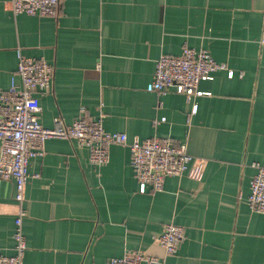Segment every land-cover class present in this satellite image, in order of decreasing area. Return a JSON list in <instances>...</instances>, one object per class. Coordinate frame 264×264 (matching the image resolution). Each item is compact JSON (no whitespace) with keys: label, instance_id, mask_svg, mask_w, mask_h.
Instances as JSON below:
<instances>
[{"label":"crops","instance_id":"0c3cea01","mask_svg":"<svg viewBox=\"0 0 264 264\" xmlns=\"http://www.w3.org/2000/svg\"><path fill=\"white\" fill-rule=\"evenodd\" d=\"M10 1L0 0V93L20 50L55 69L39 96L44 127L101 119L109 133L168 139L193 157L183 177L143 194L127 146L96 168L76 141H48L29 168L39 178L27 188L24 264H110L128 251L166 264H264V214L248 205L254 165L264 166V0H63L57 19L17 16ZM186 46L234 77L203 81L206 95L191 102L155 93L157 61ZM15 196L0 180V258L15 254ZM171 223L186 238L167 256L157 237Z\"/></svg>","mask_w":264,"mask_h":264},{"label":"built area","instance_id":"2783aa9c","mask_svg":"<svg viewBox=\"0 0 264 264\" xmlns=\"http://www.w3.org/2000/svg\"><path fill=\"white\" fill-rule=\"evenodd\" d=\"M63 0H11L15 15L57 19ZM261 43L264 45V32ZM18 70L8 91L0 93V180L13 181L15 196V254L1 257L0 264H24L28 250L24 222L28 216L27 188L32 178L31 161L45 155L46 144L52 139L73 140L89 151L90 164L102 168L110 162V148L127 146L140 192L148 189L161 192L169 177H183L190 169L193 157L187 145L176 146L171 140L153 139L129 141L124 133H109L101 119L80 117L67 125L55 119L52 128H46L39 118V96L46 94L53 83L55 69L42 59H30L18 50ZM234 72L226 65L218 64L207 50L184 47L180 57L164 55L156 64L153 91L160 95L175 92L189 102L206 94L199 91L203 81H212L217 73ZM197 106L192 109V115ZM256 175L251 182L248 205L252 211L264 214V166L255 164ZM186 238L185 228L176 224L165 225L157 242L167 256L178 253ZM110 264H166L143 251H128L123 257L112 259Z\"/></svg>","mask_w":264,"mask_h":264}]
</instances>
